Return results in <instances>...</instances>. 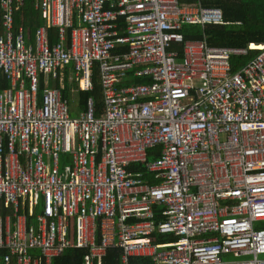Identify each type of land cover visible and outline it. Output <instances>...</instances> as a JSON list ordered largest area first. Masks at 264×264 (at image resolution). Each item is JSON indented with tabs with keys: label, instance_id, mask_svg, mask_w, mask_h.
Segmentation results:
<instances>
[{
	"label": "built area",
	"instance_id": "obj_1",
	"mask_svg": "<svg viewBox=\"0 0 264 264\" xmlns=\"http://www.w3.org/2000/svg\"><path fill=\"white\" fill-rule=\"evenodd\" d=\"M24 1L0 0V264H264V42L185 41L223 24L199 0H33L30 45ZM94 66L102 111L71 117L49 83L72 67L89 91Z\"/></svg>",
	"mask_w": 264,
	"mask_h": 264
},
{
	"label": "trees",
	"instance_id": "obj_2",
	"mask_svg": "<svg viewBox=\"0 0 264 264\" xmlns=\"http://www.w3.org/2000/svg\"><path fill=\"white\" fill-rule=\"evenodd\" d=\"M199 4L206 8H217L221 11L223 17L222 25H206L203 28L198 25H184L180 33L184 40H202L209 47L220 48H246L249 44L258 45L264 42V0H199ZM33 0H25L21 8L20 17L14 16L15 24L22 25L23 29H28L31 37L39 25L43 21L39 13L33 9ZM21 18L22 23L19 22ZM50 44L56 42L57 31L50 29L48 31ZM173 48L181 55V47L173 45ZM256 51H250L248 56L242 59H237L239 64H244L249 61ZM91 89L89 91H77L74 93L76 101L73 103L71 98V88L76 89L75 83L68 86L66 81L62 85L58 84V79L53 81L51 87L58 89L61 97L66 100L69 105V115L76 117L79 113L86 110V101L91 99L95 110V116H99L102 111V92L99 83L98 72L96 66L92 69L91 74ZM136 84H144L145 80L135 79ZM8 87L7 81L0 76V91ZM40 91L42 85L40 84ZM76 103V105H75ZM158 156V152H148L146 161L152 162ZM69 159L68 155L64 157ZM132 171H138L148 176L144 169L138 165L129 167ZM160 207H153L155 214V222L162 221L159 215ZM170 241L174 238L169 237ZM161 240V239H160ZM85 252L81 249L65 250L58 258H55L51 264H82V259ZM104 264H118V251L110 250L107 257L103 260Z\"/></svg>",
	"mask_w": 264,
	"mask_h": 264
},
{
	"label": "crops",
	"instance_id": "obj_3",
	"mask_svg": "<svg viewBox=\"0 0 264 264\" xmlns=\"http://www.w3.org/2000/svg\"><path fill=\"white\" fill-rule=\"evenodd\" d=\"M33 9L36 10V9L34 8V6H33ZM20 11H21V9H20ZM20 11L14 12V14H13V22H14V24H15L14 16L17 15V17H20V15L22 14V13H20ZM36 11H37V10H36ZM37 12H38V11H37ZM39 15H40V14H39ZM40 18H41V17H40ZM19 22L22 23L21 18H20ZM40 26H42V25H39L38 27H40ZM183 26H184V25H183ZM186 26H187V25H186ZM38 27H37V28H38ZM14 28H15V29H17V28H21L22 31H23V36H24L25 40H26L30 45L32 44V42H33V38H34V34L32 35L33 37H31L30 34H29L28 29H23V27H22L21 24H19V25H17V26H14ZM181 29H182V27H181ZM34 33H35V32H34ZM48 33H49V32H48ZM56 35H57V34H56ZM202 40H203V39H202ZM202 40H185V41H202ZM54 43H55V42H54ZM54 43H53V44H54ZM64 81H66V83H67L68 86H71V84L75 83L76 89H72V88H71V90H70L71 95L73 96V97L71 98V101L74 103V102L76 101V98H75V96H74V93H75L76 90H77V83L75 82V79H74V74H73L72 67L66 68L63 72H61L60 78H59V80H58V84H59V85H62ZM53 83H54V82H50V83H49V87H51V86L53 85ZM41 85H42V88H43V83H41ZM68 105H69V103H68ZM75 105H76V103H75ZM76 116H77V115H76Z\"/></svg>",
	"mask_w": 264,
	"mask_h": 264
},
{
	"label": "rangeland",
	"instance_id": "obj_4",
	"mask_svg": "<svg viewBox=\"0 0 264 264\" xmlns=\"http://www.w3.org/2000/svg\"><path fill=\"white\" fill-rule=\"evenodd\" d=\"M260 259H264L263 256H259ZM224 262H241V261H247L251 259V257H239V256H226L222 258Z\"/></svg>",
	"mask_w": 264,
	"mask_h": 264
}]
</instances>
